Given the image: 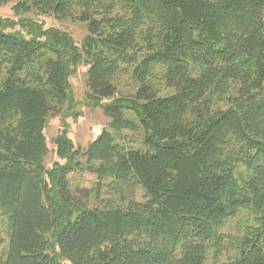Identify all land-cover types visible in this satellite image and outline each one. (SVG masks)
Here are the masks:
<instances>
[{
    "label": "trees",
    "instance_id": "1",
    "mask_svg": "<svg viewBox=\"0 0 264 264\" xmlns=\"http://www.w3.org/2000/svg\"><path fill=\"white\" fill-rule=\"evenodd\" d=\"M17 1V19L0 18V264H207L227 242L236 252L221 264H264V0ZM34 11L88 36L80 46L23 17ZM82 66L83 103L109 124L81 149L64 122L48 169L45 129L80 116ZM126 66L137 89L122 98ZM123 132L142 148L122 146ZM83 172L133 181L145 202L91 208L70 180ZM242 212L243 235L226 238Z\"/></svg>",
    "mask_w": 264,
    "mask_h": 264
},
{
    "label": "rangeland",
    "instance_id": "2",
    "mask_svg": "<svg viewBox=\"0 0 264 264\" xmlns=\"http://www.w3.org/2000/svg\"><path fill=\"white\" fill-rule=\"evenodd\" d=\"M119 0H108V3H117ZM18 1H13L8 4H0V18L17 19L13 7ZM26 19H32L42 23L45 28H57L72 36L78 45H82L83 40L88 36L87 24L81 23L74 19H58L53 15L39 14L36 11L23 16ZM87 71L88 68L82 66L79 68L76 75L71 80L75 96L79 102L78 111L79 117L73 120L57 116L51 117L48 120L45 129L47 145L49 147V154L45 159V166L50 169L53 164L59 159L56 155L55 139L61 131L65 130V123L69 137L73 140L76 147L86 149L101 133L108 127L109 119L103 114L101 109H92L86 107L83 103L87 92ZM132 68L123 67L122 71L115 77V83L118 86V96L128 98L135 94L137 89L136 84L131 78ZM154 76L158 80L154 83L159 87L161 96L170 95L172 90L164 88L160 78L162 74L157 71ZM65 122V123H64ZM123 135V136H122ZM119 143L124 147H132L133 149L142 148L143 135L141 133L123 132ZM73 188L89 189L93 197L91 200V208L110 209L114 207H128L135 204H142L145 202V193L142 188L131 181L129 184H123L107 179L99 182L96 175L89 172L73 174L70 176ZM252 219V215L248 212H242L238 218L230 221L223 229L222 234L227 238L242 236V226L244 221ZM5 235V233L3 234ZM6 236V235H5ZM3 237L4 245L7 247L8 238ZM225 238V239H226ZM229 241V239H226ZM235 248H232L229 242L222 247L220 253L216 256L214 248H210L207 252V264H221L228 262L235 254Z\"/></svg>",
    "mask_w": 264,
    "mask_h": 264
}]
</instances>
